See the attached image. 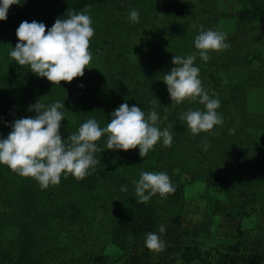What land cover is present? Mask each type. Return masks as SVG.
<instances>
[{"label":"rangeland","instance_id":"374dc122","mask_svg":"<svg viewBox=\"0 0 264 264\" xmlns=\"http://www.w3.org/2000/svg\"><path fill=\"white\" fill-rule=\"evenodd\" d=\"M133 8L139 10L138 22L129 19ZM239 9L236 0H109L93 4L84 10L90 13L95 29L89 44L92 58L82 76L61 80L60 85L10 57L16 35L0 43V135L10 131V123L4 121L34 115L28 106L37 99L46 104L64 100L62 138L91 116L105 126L109 114L125 100L140 105L146 115L155 109L157 125L173 133L170 145L157 141L144 157L138 146L107 149L106 134L102 135L96 141L101 150L95 152L99 162L92 172L99 176L108 169V174L103 183L98 177L94 186L80 184L78 177L69 174L61 175L59 183L41 188L33 177L0 164L3 252L15 250V228L5 223L17 213L34 224L38 236H44L42 244L51 264H126L131 251L118 248L112 232L118 218L132 214L130 204L138 200L133 181L141 170L166 171L183 186L179 237L171 242L170 234L166 238L169 247L178 242L221 250L237 241L238 231L247 242L257 234V228L264 225L258 213L264 203V15L241 22L236 17ZM9 12L26 14L29 21L51 20L47 13L29 10L20 0L10 5ZM175 24L182 26L181 35L172 34ZM200 25L226 33L228 47L209 50V59L197 56L194 61L203 87L220 99L217 111L223 122L193 134L179 117L203 104L191 98L172 102L162 79L173 66V55L198 51L194 37ZM205 143L209 144L206 149ZM113 176L122 178L120 187ZM20 184L35 187V194L26 198L17 190ZM123 184L127 190H121ZM146 202L155 207L162 224H170L169 231L173 230L178 206L158 193ZM216 203L240 212L256 211L232 217L213 215ZM149 251L154 264H170L169 252Z\"/></svg>","mask_w":264,"mask_h":264},{"label":"clouds","instance_id":"9594fccd","mask_svg":"<svg viewBox=\"0 0 264 264\" xmlns=\"http://www.w3.org/2000/svg\"><path fill=\"white\" fill-rule=\"evenodd\" d=\"M19 0H0V20H6L9 7ZM129 19L139 21V10L131 9ZM47 27V31H45ZM195 27V25H194ZM194 37V46L198 51L187 55H173L172 67L164 72L163 81L169 96L175 103L185 98L199 100L203 108H189L180 114L193 134L213 129L223 122V116L217 111L220 105L218 95H210L202 85L200 68L194 63L197 56L209 59V50L228 47L226 33L219 29L199 26ZM18 40L9 51L10 57L19 65H29L30 70L49 81H71L82 76L85 66L92 58L89 48L90 37L94 34L92 18L86 11L73 10L66 17H58L48 27L43 21L22 20L16 28ZM81 87L83 83L81 82ZM64 100L45 103L37 99L29 104L28 110L34 115L22 116L10 123L6 136L0 135V164H6L17 173L36 179L41 188L60 182L61 175L72 174L84 177L99 162L95 152L99 149L96 141L106 134L107 149L127 150L138 146L139 155L144 157L150 149L161 141L170 145L173 133L168 127L161 129L157 125L159 114L150 109L148 114L140 105L129 104L127 100L119 104L109 115L105 126L91 116L83 121L78 129L62 138L61 121L65 117ZM203 147H209L205 143ZM135 184L136 199L149 201L154 194L165 195L175 190L166 171L141 170ZM127 190V185H121ZM165 225L159 226V232L148 231L144 244L154 250H162L165 241L161 234Z\"/></svg>","mask_w":264,"mask_h":264},{"label":"trees","instance_id":"16d2710c","mask_svg":"<svg viewBox=\"0 0 264 264\" xmlns=\"http://www.w3.org/2000/svg\"><path fill=\"white\" fill-rule=\"evenodd\" d=\"M24 7L29 10L45 12L49 15V20L46 26L50 27L56 18L66 17L73 10L84 11L87 7L93 4L106 2L109 0H20ZM43 1V2H42ZM240 4V9L236 12V17L241 22H251L264 15V0H236ZM28 20L26 14H13L8 11L7 19L0 20V43L7 36H15L16 28L22 20ZM182 26L175 24L172 29V34L181 35ZM47 31V27L45 29ZM178 128V126H176ZM107 172V173H106ZM90 171L84 177L79 178L80 184L84 182L89 183V186H94L99 181L102 183L107 180L108 169L105 173L93 174ZM115 185H119L122 182V178L116 176L112 177ZM171 182L174 185L175 190L165 194L167 200L171 204L178 206L176 216L173 217V230L169 231L170 224L165 226V231L161 234L162 239L165 241V247L162 250L169 252L170 264H264V225L257 228V234L247 242V238L243 237V232L238 231L237 241L226 247L219 248L208 247L204 245H196L185 243L180 245L176 242L172 247L167 244L166 238L172 234L173 242L178 238V227L180 226V211H181V198L183 192V186L175 178L170 176ZM5 180H8L6 178ZM124 182V180H123ZM124 185V184H123ZM33 186L26 184H20L17 186V190L26 198H30L35 194ZM250 196L245 198V202L248 201ZM131 206V216L129 218L120 217L116 221V225L112 232L113 243L120 249L131 251L128 253L126 264H154L150 249L145 247L144 240L148 231L159 232V226L162 224L159 213L156 211L152 203L146 201L133 200ZM28 211V207L25 208ZM255 209L236 211L234 209L225 207L216 203L213 207L212 214L225 217H232L238 213L249 215L255 212ZM258 213L264 219V203L258 208ZM6 214H2L4 217ZM5 225L13 226L15 228L16 247L13 252L6 253L0 248V264H51L48 262V254L44 251V245L42 244V236H38L34 231L31 222L27 221L26 217H22L21 214L14 213L11 216L9 224ZM4 225V226H5ZM2 226V227H4ZM176 226V227H175ZM1 227V228H2ZM169 231V232H168ZM167 235V236H165ZM142 245L144 249L139 250ZM179 253L178 257H175V253ZM176 258L180 262H175Z\"/></svg>","mask_w":264,"mask_h":264}]
</instances>
